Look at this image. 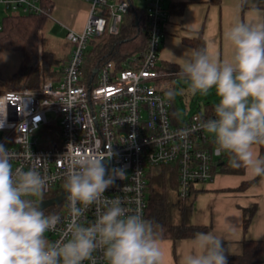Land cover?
Listing matches in <instances>:
<instances>
[{
  "label": "built area",
  "instance_id": "2783aa9c",
  "mask_svg": "<svg viewBox=\"0 0 264 264\" xmlns=\"http://www.w3.org/2000/svg\"><path fill=\"white\" fill-rule=\"evenodd\" d=\"M90 9L82 32L69 30L70 58L59 75L46 78L38 89L0 93V144L14 154L13 169H35L47 178L43 199L65 192L64 178L71 155L97 154L106 167L122 169L102 202L84 209L81 222H95L106 202L119 200L128 214L146 219L148 172L170 167L177 173L178 194L186 199L199 183H210L217 173V155L211 134L199 127L215 118L214 107L200 108L189 120L172 117V99L161 80L173 75L160 69L163 26L168 18L163 0H141L147 11L149 41L146 51L116 70L112 64L95 67L90 76L84 63L90 43L118 36L132 0H88ZM41 0H0V7L14 15H41ZM47 22L53 21L51 14ZM187 132L185 136L184 133ZM52 194V198H44ZM68 200L45 209L61 222L46 237L56 242L66 237L70 221ZM83 264H107L102 250Z\"/></svg>",
  "mask_w": 264,
  "mask_h": 264
},
{
  "label": "clouds",
  "instance_id": "9594fccd",
  "mask_svg": "<svg viewBox=\"0 0 264 264\" xmlns=\"http://www.w3.org/2000/svg\"><path fill=\"white\" fill-rule=\"evenodd\" d=\"M225 39L232 47L229 59L193 50L182 58L180 75L193 95L216 90L215 118L199 125L212 135L216 154L227 153L232 167L264 177V157L255 147L264 145V23L236 22ZM13 158L0 144V264H83L97 250L103 251L107 264H166L152 222L139 213L128 214L118 199L106 202L95 222H81L84 209L99 205L124 172L109 170L103 155L68 157L63 188L70 214L65 233L70 238L56 242L46 233L57 229L60 216L46 215L35 199H43L47 178L35 169H13ZM191 245L181 264H227L224 240L217 234L197 232Z\"/></svg>",
  "mask_w": 264,
  "mask_h": 264
},
{
  "label": "crops",
  "instance_id": "0c3cea01",
  "mask_svg": "<svg viewBox=\"0 0 264 264\" xmlns=\"http://www.w3.org/2000/svg\"><path fill=\"white\" fill-rule=\"evenodd\" d=\"M53 2L51 17L54 20L46 21L47 26L57 24L65 27L67 32H82L88 19L90 2ZM131 2L136 7H144L141 0ZM163 6L168 18L163 26L159 67L173 73L166 81L180 76L174 71L180 72L182 58L194 50L188 41L202 34L207 53L223 61L232 55V47L225 39L231 25L236 22L264 23V0H221L220 3L212 0H163ZM9 14L0 7V27L2 19ZM71 49L72 46L68 55ZM22 61L20 52L0 48V78L9 81L19 71ZM255 147L264 157V145L263 148L260 145ZM244 184L246 186L242 188ZM194 192L190 224L209 228L208 232L220 236L227 243L231 255H242L246 242L264 241V177H253L248 169L243 175L217 174L212 182L197 184ZM253 209H256L255 214L245 232V211ZM192 239H159L166 264H181V258L191 250Z\"/></svg>",
  "mask_w": 264,
  "mask_h": 264
},
{
  "label": "trees",
  "instance_id": "16d2710c",
  "mask_svg": "<svg viewBox=\"0 0 264 264\" xmlns=\"http://www.w3.org/2000/svg\"><path fill=\"white\" fill-rule=\"evenodd\" d=\"M121 1V0H120ZM123 1V0H122ZM220 3L221 0H212ZM43 14L41 15H14L9 14L1 21L0 48L8 51L20 52L23 63L19 71L6 83H2L4 92L15 89H38L47 77L59 75L70 58L66 53L61 57L45 51L43 46V33L47 27V15L54 9L53 0H41ZM124 21L118 36L101 37L93 39L90 43L84 73L90 76L95 67L112 64L116 70L128 66L130 59L143 54L148 48L149 26L147 11L143 7H132L124 15ZM194 50H205V40L200 34L197 38L188 41ZM161 68V66H160ZM174 72L180 75L179 70ZM181 77L182 76H175ZM166 80H161L163 85ZM214 104H206L210 108ZM200 110L197 111L199 113ZM172 117L178 121L179 117L172 106ZM215 145L214 141L211 143ZM263 148V145H260ZM231 156L224 153L217 163L218 174L243 175L244 167H232ZM246 184L242 186L244 188ZM194 191L186 199L178 194L177 173L170 167L152 168L148 172V207L146 220L153 224L158 239H171L174 241L189 239L197 232H208L209 228L194 226L190 221ZM49 194L46 198H52ZM256 209L245 211L244 230H248ZM227 255V264H264V241L246 242L242 255H231L227 243L224 242Z\"/></svg>",
  "mask_w": 264,
  "mask_h": 264
},
{
  "label": "rangeland",
  "instance_id": "374dc122",
  "mask_svg": "<svg viewBox=\"0 0 264 264\" xmlns=\"http://www.w3.org/2000/svg\"><path fill=\"white\" fill-rule=\"evenodd\" d=\"M43 33V46L45 51L54 56L61 57L68 53L71 43L67 40V29L61 25L47 26ZM53 77V76H50ZM49 78V77H47ZM6 80L0 78V93L4 92L2 83ZM42 86V85H41ZM190 83L183 78H169L163 86L164 93L172 99L174 109L178 117L183 120H189L197 111L206 104H217L219 97L215 88L210 89L207 94L196 93L193 95L190 91ZM172 93V96H169ZM175 172V170L173 169Z\"/></svg>",
  "mask_w": 264,
  "mask_h": 264
},
{
  "label": "water",
  "instance_id": "95a60500",
  "mask_svg": "<svg viewBox=\"0 0 264 264\" xmlns=\"http://www.w3.org/2000/svg\"><path fill=\"white\" fill-rule=\"evenodd\" d=\"M104 163H105V161H104ZM66 197H67V193L64 192L63 194L60 195V197L58 196L56 198H52V199H49L46 201L44 200V201L39 202V205L43 210H45L49 207L61 204L62 202H64L66 200Z\"/></svg>",
  "mask_w": 264,
  "mask_h": 264
}]
</instances>
